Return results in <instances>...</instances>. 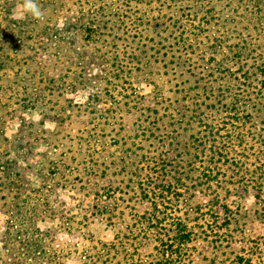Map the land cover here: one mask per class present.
<instances>
[{"label": "rangeland", "instance_id": "1", "mask_svg": "<svg viewBox=\"0 0 264 264\" xmlns=\"http://www.w3.org/2000/svg\"><path fill=\"white\" fill-rule=\"evenodd\" d=\"M21 3L0 0V240L34 203L51 213L37 226H54L55 262L83 263L114 235L125 242L149 167L183 174L191 191L203 163L189 168L182 147L198 132L193 116L220 128L228 99L217 100L230 96L217 45L259 41L232 0H37L43 20L21 18ZM176 146L181 157L160 171ZM103 191L116 202L111 223L90 215Z\"/></svg>", "mask_w": 264, "mask_h": 264}, {"label": "trees", "instance_id": "2", "mask_svg": "<svg viewBox=\"0 0 264 264\" xmlns=\"http://www.w3.org/2000/svg\"><path fill=\"white\" fill-rule=\"evenodd\" d=\"M232 1L259 44L240 36L231 46L217 45L216 49L227 48L223 56L229 67L217 72L223 74V90L227 88L230 96L217 100L219 105L228 99L219 105L220 128L193 116L198 132L182 147L189 168L196 159L203 163L198 176L190 180L191 191L182 182L183 174L166 180L149 167L151 176H145L143 189L139 184L136 197L141 214L133 210L125 242L114 235L112 241L101 244L96 258L74 264H264V228L253 231L254 226L264 225V0ZM63 20L70 25L68 17ZM85 35L88 41L94 34L85 31ZM243 127H247L245 136L234 134L232 128ZM246 136L251 141L248 146L243 142ZM181 148L168 153L160 171L170 165V157H181ZM109 195L108 191L96 195L90 215L111 223L116 202ZM171 209L173 214L168 212ZM50 217L48 210L34 203L9 216L0 240V264H59L51 250L54 226L45 230L37 226ZM149 244L150 250L143 253V246Z\"/></svg>", "mask_w": 264, "mask_h": 264}, {"label": "clouds", "instance_id": "3", "mask_svg": "<svg viewBox=\"0 0 264 264\" xmlns=\"http://www.w3.org/2000/svg\"><path fill=\"white\" fill-rule=\"evenodd\" d=\"M19 15L21 18L31 17L36 20H43L45 13L37 3V0H22L19 5Z\"/></svg>", "mask_w": 264, "mask_h": 264}]
</instances>
